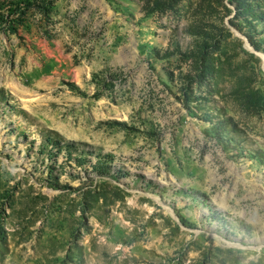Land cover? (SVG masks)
<instances>
[{
    "label": "rangeland",
    "instance_id": "obj_1",
    "mask_svg": "<svg viewBox=\"0 0 264 264\" xmlns=\"http://www.w3.org/2000/svg\"><path fill=\"white\" fill-rule=\"evenodd\" d=\"M0 264H264V0H0Z\"/></svg>",
    "mask_w": 264,
    "mask_h": 264
}]
</instances>
